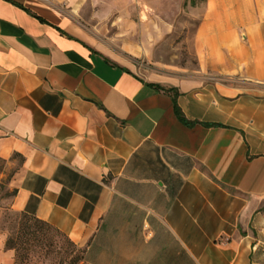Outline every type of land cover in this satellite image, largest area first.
<instances>
[{"label": "crops", "instance_id": "0c3cea01", "mask_svg": "<svg viewBox=\"0 0 264 264\" xmlns=\"http://www.w3.org/2000/svg\"><path fill=\"white\" fill-rule=\"evenodd\" d=\"M90 1L0 0L12 209L88 264H264V0L208 8L200 75L169 82L79 33Z\"/></svg>", "mask_w": 264, "mask_h": 264}, {"label": "rangeland", "instance_id": "374dc122", "mask_svg": "<svg viewBox=\"0 0 264 264\" xmlns=\"http://www.w3.org/2000/svg\"><path fill=\"white\" fill-rule=\"evenodd\" d=\"M218 3L92 0L83 13H76V25L91 43L141 75L166 82L192 79L201 72L196 44L199 25L208 8L212 12ZM241 27L234 36L243 41L246 35ZM12 174V168L0 160V235L15 251V264H88L83 249L64 233L12 209Z\"/></svg>", "mask_w": 264, "mask_h": 264}, {"label": "trees", "instance_id": "16d2710c", "mask_svg": "<svg viewBox=\"0 0 264 264\" xmlns=\"http://www.w3.org/2000/svg\"><path fill=\"white\" fill-rule=\"evenodd\" d=\"M14 194H15V191H14ZM22 214H25V213H22ZM25 215H27V214H25ZM29 216V215H28ZM32 217V216H31ZM32 218H34V217H32ZM36 221H39V222H42V223H45V222H43V221H40L39 219H36V218H34ZM7 245V244H6ZM8 248H11V247H8Z\"/></svg>", "mask_w": 264, "mask_h": 264}]
</instances>
